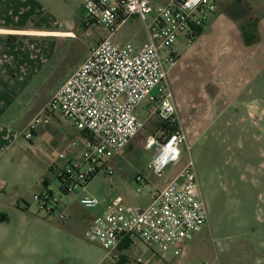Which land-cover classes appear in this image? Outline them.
Masks as SVG:
<instances>
[{"label":"rangeland","instance_id":"1","mask_svg":"<svg viewBox=\"0 0 264 264\" xmlns=\"http://www.w3.org/2000/svg\"><path fill=\"white\" fill-rule=\"evenodd\" d=\"M78 3L79 0L50 2L51 23L73 24L75 37L46 39L50 45L45 51L51 52L47 57L50 61L24 92L19 112L15 107V140L8 150H0V264H178L182 260L183 264H264V88L254 85L236 99H229L222 89L215 92L214 85L205 81L207 74L193 76V64L187 57L176 66L183 74L188 72L194 77L192 80L180 74L175 86L192 128L186 146H182L180 162L170 165L160 177L149 169L154 149L146 152L144 143L162 122L153 115L111 163L113 175L101 171L86 190L101 202L120 196L132 206L146 207L151 202L150 193L164 188L192 160L208 207V225L195 233L184 258L173 252L162 254L141 243L111 254L85 238L97 209H86L80 204L82 189L73 193L60 191L58 179L60 171L83 154L85 139L81 132L57 113L49 119L52 139L40 133L31 141L23 136L38 115L47 117L45 109L54 93L87 58L95 43L100 29L88 30L82 25L83 12L77 9ZM222 6L220 30L231 22L245 32V40L254 39L257 34L253 20L241 24L230 9ZM147 21H151V16ZM208 27V35L216 31L211 22ZM227 28L223 30L228 31ZM121 34L133 45L139 44L146 37V26L142 20L132 18ZM26 93H30L27 99ZM253 99L261 105H257V116L251 117L245 104ZM55 129L65 135L71 150L54 142L61 141ZM138 175L144 177L141 184L136 181ZM44 178L52 182L47 187L41 183ZM138 187L142 188L141 193L137 192ZM48 190L62 202L65 220L60 221L58 213H51L50 205L41 208L42 203L35 199L36 195L45 196Z\"/></svg>","mask_w":264,"mask_h":264},{"label":"built area","instance_id":"2","mask_svg":"<svg viewBox=\"0 0 264 264\" xmlns=\"http://www.w3.org/2000/svg\"><path fill=\"white\" fill-rule=\"evenodd\" d=\"M219 1L85 0L82 25L88 30L100 28L106 36L51 98L45 109L47 117L38 115L24 131V138L31 141L40 126L48 125L49 119L60 113L81 132L85 139L83 154L60 171L59 190L73 193L82 189L80 204L86 209H100L85 238L111 254L141 243L182 258L195 233L208 225V207L199 192L192 160L164 188L150 193L151 202L146 207L132 206L120 196L101 202L86 187L101 171L113 175L111 163L144 128L136 109L146 99L153 107L152 115H158L173 129L161 139L149 137L144 143L146 152L154 149L149 169L160 177L170 165L180 162L187 135L179 126L168 80L177 57L163 51H170L180 37L190 43L196 30L215 13ZM132 18L146 26L147 41L140 49L132 43L114 41ZM143 180L142 175L136 178L138 184ZM47 182L41 183L47 187ZM35 199L45 204L41 208L50 205L51 213H58L60 221L66 219L63 204L53 191Z\"/></svg>","mask_w":264,"mask_h":264},{"label":"crops","instance_id":"3","mask_svg":"<svg viewBox=\"0 0 264 264\" xmlns=\"http://www.w3.org/2000/svg\"><path fill=\"white\" fill-rule=\"evenodd\" d=\"M52 1L53 0H0L1 151L8 150L9 146H11L10 144L15 140L13 134H15V122L18 120L15 107L18 106L17 110L19 112V108L23 104L24 92L30 88L38 77V73H40L44 65L50 61L47 57L50 58L51 52L45 51L48 45H50L46 39H67L69 37H75V32L72 30L73 24L67 23L66 25H62L51 23L48 17V10L50 2ZM84 2L85 0H79L77 6V9H80L81 12L84 10ZM218 5H223V9H230L234 19L238 17L241 24L247 19L253 20V30L254 33L257 34L254 37H257V42L247 44L244 35L245 32L241 31L237 24H232L231 22L228 28H224H227L230 32L232 31V34L227 30H223L224 28L220 30L219 25L224 14L220 12L221 9ZM218 5L216 10L219 11H215V13L209 15L207 24L201 28V35L190 43L185 37H180L170 51H163L164 55L173 52L177 57L175 65L169 69L168 80L176 106L179 126L188 138L191 136L192 128L188 117L184 111H182L181 100L179 101L176 96L177 87H175L178 76L183 74V70H178L176 66L180 64L183 58L187 57L191 59L193 64V76L198 74L202 77L207 74L205 81L211 83L209 85H214L215 88H213L215 92L216 89H218V91L222 89L223 93L226 94L229 99H236L240 92L245 89H250L254 85H257L259 88H264V0H220ZM210 22L213 25L212 29L219 32L216 33L215 31L211 35H208L207 32L205 33V29L209 28L208 23ZM56 27H59V29H56ZM121 30L114 37V41L121 45L131 43L121 34ZM105 36L104 31L100 29L99 32H97V38L92 47L97 45ZM252 39L250 38L249 40ZM146 41L147 32L143 42L134 44L137 49H140ZM38 43H40L39 49H37ZM79 67H77L76 70ZM74 72H72L71 76ZM184 74L193 80L194 77L190 75V73L185 72ZM70 77L59 86L56 92ZM191 83V86L195 85L193 81ZM27 95H30V93H26L25 99H27ZM245 105L249 107L251 117L257 116V105L260 106L261 102H257L256 99H253L246 102ZM152 108L149 100L146 99L136 109V116L144 124L148 123L153 117ZM56 114L51 118H54ZM162 122L164 121L162 120ZM161 123H158L157 129H153L151 136H148V138L155 137L156 139H161L167 134L164 126H161ZM38 133L46 138L52 139L51 135H53V132L51 122L49 125L40 126L35 135L37 136ZM54 133H57V129L54 130ZM57 134L58 139L61 141L60 143H58L59 141L57 140L54 142L58 145L62 144V146H65L66 151H69V142L64 140L66 138L65 135L63 133ZM159 134H162V137H159ZM49 169L55 170V168L52 167ZM45 178L41 181L47 182L48 180ZM99 212L100 209H97L96 213L98 214ZM96 215H93L92 219H90L89 227ZM183 262V260L179 261L178 264H183Z\"/></svg>","mask_w":264,"mask_h":264},{"label":"trees","instance_id":"4","mask_svg":"<svg viewBox=\"0 0 264 264\" xmlns=\"http://www.w3.org/2000/svg\"><path fill=\"white\" fill-rule=\"evenodd\" d=\"M201 32H202L201 29H197L196 32H195V35H194V37H193V40H194L195 38H197L199 35H201ZM245 37H246V35H245ZM246 42H247V44H252V43H254V42H257V37H254V39H252V40H249V39L246 38ZM161 126H164L166 133H167V132H172V131H173L172 127H170V126H169L168 124H166L165 122H162V123H161Z\"/></svg>","mask_w":264,"mask_h":264},{"label":"flooded vegetation","instance_id":"5","mask_svg":"<svg viewBox=\"0 0 264 264\" xmlns=\"http://www.w3.org/2000/svg\"><path fill=\"white\" fill-rule=\"evenodd\" d=\"M199 192H200V194L202 195V197H203V193H204V191L201 189V186H200V183H199Z\"/></svg>","mask_w":264,"mask_h":264}]
</instances>
